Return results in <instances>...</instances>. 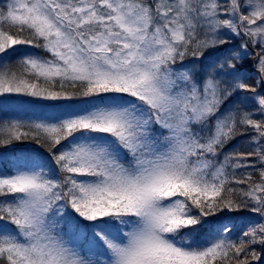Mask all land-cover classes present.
I'll list each match as a JSON object with an SVG mask.
<instances>
[{"label":"snow or ice","instance_id":"obj_1","mask_svg":"<svg viewBox=\"0 0 264 264\" xmlns=\"http://www.w3.org/2000/svg\"><path fill=\"white\" fill-rule=\"evenodd\" d=\"M0 264H264V0H0Z\"/></svg>","mask_w":264,"mask_h":264}]
</instances>
